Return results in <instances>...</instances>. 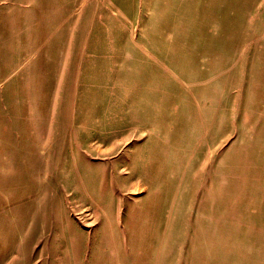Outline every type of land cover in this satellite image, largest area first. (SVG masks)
<instances>
[{
  "label": "rangeland",
  "instance_id": "rangeland-1",
  "mask_svg": "<svg viewBox=\"0 0 264 264\" xmlns=\"http://www.w3.org/2000/svg\"><path fill=\"white\" fill-rule=\"evenodd\" d=\"M0 264H264V0H0Z\"/></svg>",
  "mask_w": 264,
  "mask_h": 264
}]
</instances>
